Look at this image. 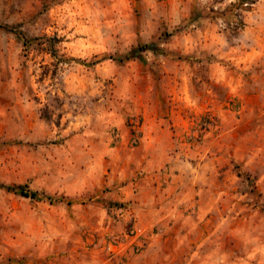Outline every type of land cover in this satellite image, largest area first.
<instances>
[{
	"label": "rangeland",
	"instance_id": "374dc122",
	"mask_svg": "<svg viewBox=\"0 0 264 264\" xmlns=\"http://www.w3.org/2000/svg\"><path fill=\"white\" fill-rule=\"evenodd\" d=\"M157 121L221 160L143 264H264V0H0V183L39 192L0 187V264L115 260L97 196Z\"/></svg>",
	"mask_w": 264,
	"mask_h": 264
},
{
	"label": "crops",
	"instance_id": "0c3cea01",
	"mask_svg": "<svg viewBox=\"0 0 264 264\" xmlns=\"http://www.w3.org/2000/svg\"><path fill=\"white\" fill-rule=\"evenodd\" d=\"M139 130L144 132L139 145L128 148V151L127 146L115 148L116 153L113 151L118 155L124 149L126 155H114L110 170L107 169V175L101 183L106 190L103 189L97 196L100 197L103 211H107L104 204L108 200L128 203L118 211L119 220L125 227L134 217L136 226L143 231L139 236L138 233L126 232L123 235V246L113 255L116 261L127 258V264H143V257L157 252V245L168 229L183 217L188 184L191 183V189L199 193V180L207 179L212 172L218 175V162L221 160L220 156H216L205 162L201 155L196 158L203 163L200 164L199 161L194 164L181 151L171 150L173 147L186 145L182 143L180 135L190 132L189 125H162V121H157L156 125H141ZM195 154L197 156V152ZM141 241L145 250L134 256V249ZM115 260L110 259L109 264ZM106 262L108 261L104 257L91 254L85 257L80 252H73L69 259L61 256L47 262L40 261L39 264H107Z\"/></svg>",
	"mask_w": 264,
	"mask_h": 264
},
{
	"label": "trees",
	"instance_id": "16d2710c",
	"mask_svg": "<svg viewBox=\"0 0 264 264\" xmlns=\"http://www.w3.org/2000/svg\"><path fill=\"white\" fill-rule=\"evenodd\" d=\"M0 187L6 188L8 190H15L21 192V194L31 197V198H36L39 196V192L35 190H30L27 188L26 185H10V184H3L0 183ZM113 206L115 207H124V203H113Z\"/></svg>",
	"mask_w": 264,
	"mask_h": 264
},
{
	"label": "built area",
	"instance_id": "2783aa9c",
	"mask_svg": "<svg viewBox=\"0 0 264 264\" xmlns=\"http://www.w3.org/2000/svg\"><path fill=\"white\" fill-rule=\"evenodd\" d=\"M134 231L136 232V234L138 233V235L142 234L141 233L142 229H140V228H137ZM116 244H118V243H116ZM119 244L121 245V243H119ZM108 249L111 250L112 252H115L116 251V245L114 243H110V245L108 246Z\"/></svg>",
	"mask_w": 264,
	"mask_h": 264
}]
</instances>
